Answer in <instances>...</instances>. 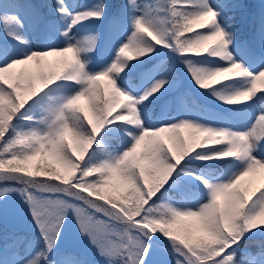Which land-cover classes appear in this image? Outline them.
I'll use <instances>...</instances> for the list:
<instances>
[{"label": "snow or ice", "instance_id": "1", "mask_svg": "<svg viewBox=\"0 0 264 264\" xmlns=\"http://www.w3.org/2000/svg\"><path fill=\"white\" fill-rule=\"evenodd\" d=\"M0 264H264V0H0Z\"/></svg>", "mask_w": 264, "mask_h": 264}, {"label": "rangeland", "instance_id": "2", "mask_svg": "<svg viewBox=\"0 0 264 264\" xmlns=\"http://www.w3.org/2000/svg\"><path fill=\"white\" fill-rule=\"evenodd\" d=\"M199 98L200 100H202L204 103H211V104H215L214 100L210 97H203V96H200V97H197ZM181 108V105L176 102V101H173L170 105H169V110L172 111L173 113H175L176 111H178L179 109ZM205 110H209L208 108H205ZM71 240V237L69 238Z\"/></svg>", "mask_w": 264, "mask_h": 264}, {"label": "trees", "instance_id": "3", "mask_svg": "<svg viewBox=\"0 0 264 264\" xmlns=\"http://www.w3.org/2000/svg\"><path fill=\"white\" fill-rule=\"evenodd\" d=\"M189 99V101H191V98H188ZM196 104L199 106V103H197L196 102ZM199 108H200V106H199ZM215 108V105H210L209 106V109L211 110V109H214ZM254 243H256V242H254Z\"/></svg>", "mask_w": 264, "mask_h": 264}]
</instances>
